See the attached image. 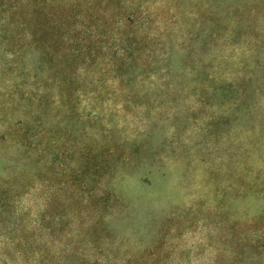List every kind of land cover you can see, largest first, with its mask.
<instances>
[{"label": "rangeland", "instance_id": "rangeland-1", "mask_svg": "<svg viewBox=\"0 0 264 264\" xmlns=\"http://www.w3.org/2000/svg\"><path fill=\"white\" fill-rule=\"evenodd\" d=\"M5 21L79 37L100 89L76 95L85 123H62L57 169H32L12 130L28 117V94L21 103L0 50V189L23 216L21 237L35 241L53 195L63 216L52 219L51 264H264V0H0V32ZM126 49L140 54L122 81ZM86 145L102 169L86 168ZM8 217L0 255L26 264L4 242Z\"/></svg>", "mask_w": 264, "mask_h": 264}, {"label": "trees", "instance_id": "trees-1", "mask_svg": "<svg viewBox=\"0 0 264 264\" xmlns=\"http://www.w3.org/2000/svg\"><path fill=\"white\" fill-rule=\"evenodd\" d=\"M8 22L5 21V24L1 27L0 35H2V41L0 50H3L7 58H10L8 66L12 68L11 71L9 69L6 73L9 74L11 72L19 81L22 90L20 91L19 101L21 103L27 101L22 111L28 116L26 121L20 120L17 122L16 127H13L12 130L15 131L18 127L21 128L20 135L16 133L15 137L18 138V141L22 137V145L20 146L22 158L32 162V169L34 167L37 170L42 169L43 167L38 166L43 165L44 167L47 166L52 170H56L57 164L59 163L60 165L64 154L65 134L67 135V131L65 130L64 132L62 130V123L73 120H75L76 124L85 123V116L83 117L78 114V98L76 99V95L78 96L80 92L86 95L99 93L100 89H98L96 83L98 74L96 65L92 61L93 59L90 62L84 61L83 43L79 37L72 36L71 33L63 34L51 26H37L34 29L18 26L16 31H9L8 26H6ZM126 50L127 52H131L129 57L131 60H127L128 63H119L116 67V77L122 79V81H124L123 76L126 74L135 73L134 70L138 67L133 56L140 54L139 49ZM37 52H40L39 63L34 68L29 69L31 58ZM80 59L81 63L79 62ZM6 64L7 62H4L2 67H5ZM140 67L147 69V63L143 64L142 61ZM82 70L87 72L84 74L85 76L81 75ZM127 93L131 95L133 91L128 90ZM2 112L3 110L0 105V120L4 118L6 113L3 112V115ZM54 148H57L56 153L53 154L54 159L49 161ZM92 151L86 145L81 150V155L86 162L88 170L98 171L104 166L98 162L94 163V159L92 161L88 160L92 157ZM80 164L81 166L83 165L81 162ZM40 179L44 184L45 190L53 189L54 181L46 179L45 171L40 172ZM25 192L22 193L20 191L19 196L17 195L15 198H23ZM52 196H47L46 207L38 221V225L34 226L35 222L31 227V232L36 234L34 236L35 241H28L26 240L27 233L22 237L20 235V231L24 228L19 227L18 223L21 225L23 216H19L15 203L8 204L9 189H0V223H3V220L5 221L3 219L4 214H7L8 211L9 217L7 222L11 225V228L5 233L4 242L7 246L13 245L18 249L17 254L23 255L22 257H24L26 264L28 262L31 264V259L41 264L52 263L51 259L50 261L47 259L49 258V254H51L47 251V245L52 243V239H54L53 243L56 241L55 238L58 236L57 228L59 227V224L54 225L53 223L57 220L52 221V219L56 217L60 218V215L63 216L61 212H58V214L54 213V205L59 203L62 197L58 196L53 199ZM98 202L101 203V199ZM104 206L107 208L108 205L104 204ZM14 230L19 231L20 238L16 237ZM25 231L27 230L25 229ZM38 234H40L39 241H37ZM30 255L33 257L30 258ZM10 258V254L6 256L0 255V261L3 264V259L10 264Z\"/></svg>", "mask_w": 264, "mask_h": 264}]
</instances>
